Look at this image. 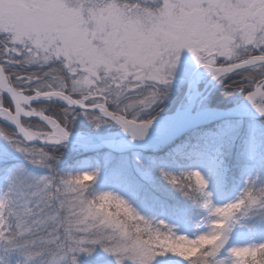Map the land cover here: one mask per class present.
Returning <instances> with one entry per match:
<instances>
[{
	"label": "snow or ice",
	"instance_id": "obj_1",
	"mask_svg": "<svg viewBox=\"0 0 264 264\" xmlns=\"http://www.w3.org/2000/svg\"><path fill=\"white\" fill-rule=\"evenodd\" d=\"M182 50L243 97L244 114L264 118V0H0V119L15 129L0 126V139L28 165L48 169L30 176L0 154L8 172L0 250L23 256V264H79L78 255L97 245L115 264H264L260 174H247L234 199L217 203L211 174L161 167L163 179L203 213L197 220L173 212L191 225L181 230L113 191H95L99 168H55V149L67 145L80 112L97 128L115 122L131 141H144ZM34 66L40 71L24 70ZM199 75L186 70L184 78L194 87ZM187 113L178 110L162 129L179 130ZM41 214L32 223L23 218Z\"/></svg>",
	"mask_w": 264,
	"mask_h": 264
},
{
	"label": "rangeland",
	"instance_id": "obj_2",
	"mask_svg": "<svg viewBox=\"0 0 264 264\" xmlns=\"http://www.w3.org/2000/svg\"><path fill=\"white\" fill-rule=\"evenodd\" d=\"M190 70L193 72L194 67ZM210 78L207 74L201 77L199 75L197 92L194 91L192 83L185 79L186 82H182L184 86L182 91L187 94V98L182 104H176L172 111L167 108L161 110L156 108L152 115L156 116V119L171 116L178 110L191 106L193 101L195 103L192 107V114H196V112L203 113L205 110H227L239 106L243 102V98L225 102L224 97L218 94V88L222 85L208 82ZM208 93L209 95L205 98ZM191 113L189 112L187 115L189 116ZM0 126L2 125L0 124ZM7 126L15 131L12 125ZM78 126H83V129L86 130H79ZM72 128L75 129V131H71L72 136L79 134L85 136L107 135L122 130L111 121L101 124L97 128L83 112H80L76 117ZM109 140L124 141L130 143V145L122 147V149H128L125 153H117L111 150V147L102 143L83 146L67 144L58 147L56 150H61L64 159L71 157V161L66 168L68 172L75 173L99 168V176L94 185L95 191H113L127 199L142 215L168 219L170 223L176 224L181 230L185 227H191V225H185L183 220H178L176 215L172 214L175 211L166 208L157 196V192L182 195L181 192L174 189L163 179L159 171L161 167L167 171L181 172L201 165L199 168L206 175L211 174L210 190L213 191L214 201L217 203L234 199L243 186L247 174L264 176V123L262 124L258 120L220 121L185 135L177 141L171 138L168 141V144L170 143L168 146L164 144L146 151L134 152L130 150L134 145L150 143L156 139L133 142L127 137ZM101 144L102 146H100ZM0 154H6L12 164L23 166L30 176L38 177L48 174V169H37L28 165L23 157L2 139H0ZM152 154L163 155L165 159L157 160ZM228 157H231L233 161H229ZM206 159L209 160L205 161ZM61 160H58L55 165L59 164ZM64 163L66 162L60 163L57 170H64ZM7 175L6 169L0 173V191L7 187ZM29 206L33 207L34 212L36 211L34 201ZM182 212L185 214V218L191 216L197 220L203 215L199 208L192 206L186 207ZM23 218L28 223H32L33 220L41 219L43 216L41 214ZM15 223L16 219L13 218V226ZM41 231H43V228H41ZM245 231L247 233V230ZM247 235L251 238L253 234L247 233ZM255 238H262V234L255 233ZM0 257H3L0 264H4L5 255L2 250H0ZM78 261L79 264H115V257L110 253H106L103 248L97 245L91 255L79 254Z\"/></svg>",
	"mask_w": 264,
	"mask_h": 264
},
{
	"label": "water",
	"instance_id": "obj_3",
	"mask_svg": "<svg viewBox=\"0 0 264 264\" xmlns=\"http://www.w3.org/2000/svg\"><path fill=\"white\" fill-rule=\"evenodd\" d=\"M200 70H198L196 73L199 74ZM214 81H211L210 83H212ZM242 104V103H241ZM236 106L227 110H205L203 111V113H199L196 112V114H192V107L194 105V103L191 104V106H189L188 109V113H191V116L197 117L194 120H189L187 121L179 130H172V131H165L164 129H162L161 126H169L171 124V122L175 119V114H172L171 116L168 117H164L162 119H156L153 129H151L150 131L153 130H157V131H162L165 134H170L171 138L175 139V141L181 139L182 137H184L185 135H189L190 133L201 129V128H205L208 126L213 125L214 123L220 122V121H230V120H245V119H250V120H258V119H262L261 117H255L253 118L252 116L246 115L243 113V111L241 110L240 106ZM210 112L211 115H208L207 113ZM0 121H2L3 123L7 124V125H11L10 123L0 119ZM116 126L119 127V125H117L115 122H113ZM13 128V126H12ZM120 128V127H119ZM14 129V128H13ZM15 130V129H14ZM149 131V132H150ZM129 137L127 134H125L122 130L116 133H112V134H107V135H90V136H85V135H76V136H71L70 140L67 144H76V145H90V144H97V143H105L106 141H110L109 139H117V138H127ZM168 140H164V139H156L153 142L150 143H144V144H140V145H134L132 146L130 151H134V152H138V151H146V150H152L155 149L156 147L159 146H163L165 144V146H168ZM112 141V140H111ZM174 141V140H173ZM101 144V145H102ZM111 150L117 152V153H125V151H127V148H117V147H111ZM17 161V160H15ZM22 161V160H20Z\"/></svg>",
	"mask_w": 264,
	"mask_h": 264
},
{
	"label": "trees",
	"instance_id": "obj_4",
	"mask_svg": "<svg viewBox=\"0 0 264 264\" xmlns=\"http://www.w3.org/2000/svg\"><path fill=\"white\" fill-rule=\"evenodd\" d=\"M25 71H39V69H36V68H31V69H24ZM234 79H238V77H235ZM219 90V93L222 97H224V101L225 102H229V101H234V100H237L239 98H243L242 96H240L239 94H235V95H230L229 93L232 91L231 89H227L225 88L224 86L218 88ZM228 95V96H227ZM224 102V103H225ZM87 119V118H85ZM86 121V120H85ZM260 123H264V118L262 119H259L258 120ZM0 124L5 127L6 129L8 130H11L7 125L3 124L0 122ZM78 128H80L79 130H86V129H83V126H78ZM91 128V127H90ZM89 129V127H88ZM12 131V130H11ZM71 131H75V129H71ZM93 132V131H92ZM60 149L56 150L55 149V154L58 156V160H61V159H64V156L62 155L63 153L61 152ZM61 154V155H60ZM115 156V154H114ZM153 157H155V159L157 160H160V159H165V156H160V155H156V154H152ZM229 161H233V159L231 160V157H228L227 158ZM62 161V162H61ZM60 163H63V162H66L64 163L65 165V168L64 170L62 169H58L57 170V167H59L60 163L57 165H55V168L57 170L58 173H66L68 172V170L66 169L67 166L69 165V162L71 161V157L70 158H65L64 160H61ZM64 167V166H62ZM5 170V168L3 166L0 167V173L3 172ZM157 196L161 199V203L166 207L168 208L169 210H173V211H179V212H182L185 210L186 207H195L190 201H188L185 197H183L182 195L178 196V195H175L173 193H162V192H157ZM44 230V229H43ZM43 232V231H42ZM4 253V252H3ZM5 261H10V264H16L17 261L20 262V264H23V256L19 255V254H11V255H8V254H5Z\"/></svg>",
	"mask_w": 264,
	"mask_h": 264
},
{
	"label": "flooded vegetation",
	"instance_id": "obj_5",
	"mask_svg": "<svg viewBox=\"0 0 264 264\" xmlns=\"http://www.w3.org/2000/svg\"><path fill=\"white\" fill-rule=\"evenodd\" d=\"M192 67H194V70H193L194 73H196L198 70H200V72H199L201 74L200 77L204 75L203 70L198 69L197 66L195 65V62H194L193 58L191 57V54L187 50H182L180 69L177 73V78L173 82V85H172L167 97L159 103V106L157 107L158 110L167 108L169 111H172V108H174L176 106V104L177 105L182 104V102L187 98V94H185L182 91L184 89L182 82L183 81L186 82V80L184 78L185 71L190 70V68H192ZM33 68H36V67L34 66ZM36 69H38V68H36ZM39 71H40V69H39ZM210 80H211V78L209 79L208 82H211ZM208 95H209V93L205 95V98ZM177 99H178V101H177ZM195 100H196V98H195ZM192 103H195V101H193ZM188 107L189 106H187L186 108H188Z\"/></svg>",
	"mask_w": 264,
	"mask_h": 264
},
{
	"label": "bare ground",
	"instance_id": "obj_6",
	"mask_svg": "<svg viewBox=\"0 0 264 264\" xmlns=\"http://www.w3.org/2000/svg\"><path fill=\"white\" fill-rule=\"evenodd\" d=\"M199 81V78L198 79H196L195 80V84H194V87H193V85H192V87H193V89H194V91L195 92H197V82ZM242 104H244V100H243V102H242ZM241 104V105H242ZM195 118H197V117H194V116H191V115H187V119L185 120V122L183 123V125L187 122V121H189V120H194ZM182 125V126H183ZM181 126V127H182ZM158 130V129H157ZM156 129L155 130H153V131H150L149 132V135L146 137V139L145 140H153V139H164V140H168L170 137H171V135L170 134H165V133H163L162 131L160 132V131H157ZM103 145H106V146H109V147H117V148H122V147H126V146H129L130 145V143H125L124 141H115V140H112V141H106L105 143H103ZM100 146H102V145H100ZM209 159H206L205 161H208ZM204 161V162H205ZM199 167H201V165H199ZM198 167V168H199Z\"/></svg>",
	"mask_w": 264,
	"mask_h": 264
}]
</instances>
